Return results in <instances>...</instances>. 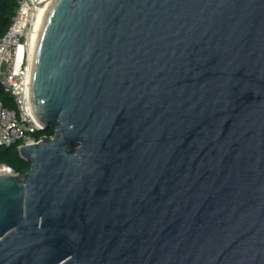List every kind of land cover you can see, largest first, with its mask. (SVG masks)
I'll return each mask as SVG.
<instances>
[{"label":"water","instance_id":"water-1","mask_svg":"<svg viewBox=\"0 0 264 264\" xmlns=\"http://www.w3.org/2000/svg\"><path fill=\"white\" fill-rule=\"evenodd\" d=\"M0 173V264H264V0H50Z\"/></svg>","mask_w":264,"mask_h":264},{"label":"built area","instance_id":"built-area-1","mask_svg":"<svg viewBox=\"0 0 264 264\" xmlns=\"http://www.w3.org/2000/svg\"><path fill=\"white\" fill-rule=\"evenodd\" d=\"M50 0H18L10 25L0 38V88L10 98L12 107L0 102V148L17 146L19 151L37 145L42 138L35 134L40 127L29 103V63L37 25ZM13 174L0 166V173Z\"/></svg>","mask_w":264,"mask_h":264},{"label":"trees","instance_id":"trees-1","mask_svg":"<svg viewBox=\"0 0 264 264\" xmlns=\"http://www.w3.org/2000/svg\"><path fill=\"white\" fill-rule=\"evenodd\" d=\"M18 7V0H0V38L3 37L7 31L11 18L13 17ZM0 102L6 108H11L12 104L10 98L6 96L0 88ZM36 139L52 138L53 132L51 130L44 132H37ZM17 146L10 148H0V166L9 168L13 174L23 175L29 171L28 165L19 157Z\"/></svg>","mask_w":264,"mask_h":264},{"label":"bare ground","instance_id":"bare-ground-1","mask_svg":"<svg viewBox=\"0 0 264 264\" xmlns=\"http://www.w3.org/2000/svg\"><path fill=\"white\" fill-rule=\"evenodd\" d=\"M43 17V16H42ZM42 19V18H41ZM41 21L42 20H40L39 21V24L37 25V29L36 30H38V28L40 27V25H41ZM37 32V31H36ZM35 37H36V35H35ZM34 40H35V38H34ZM32 46H34V41H32ZM6 173V172H5Z\"/></svg>","mask_w":264,"mask_h":264}]
</instances>
